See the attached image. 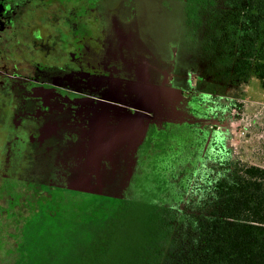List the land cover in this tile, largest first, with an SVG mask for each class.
Returning a JSON list of instances; mask_svg holds the SVG:
<instances>
[{
  "label": "trees",
  "instance_id": "16d2710c",
  "mask_svg": "<svg viewBox=\"0 0 264 264\" xmlns=\"http://www.w3.org/2000/svg\"><path fill=\"white\" fill-rule=\"evenodd\" d=\"M156 7L174 10L177 19L161 29L146 26L176 50L182 67L195 70L190 60L203 58L207 73L224 84L253 74L264 89V0H157ZM186 136L182 147L141 166L118 196H87L88 205L113 203L105 205V231L125 214L116 218L125 253L118 264H264V168L222 170L219 148L202 147L200 158ZM194 156L199 162L189 167ZM132 204L140 213L128 220Z\"/></svg>",
  "mask_w": 264,
  "mask_h": 264
},
{
  "label": "flooded vegetation",
  "instance_id": "af4514ba",
  "mask_svg": "<svg viewBox=\"0 0 264 264\" xmlns=\"http://www.w3.org/2000/svg\"><path fill=\"white\" fill-rule=\"evenodd\" d=\"M33 3V0H0V200L4 206L19 213L24 214L28 207L32 209L31 213L45 214L55 206L50 205V202L54 204V199L57 206L65 202L61 192L81 196L92 194L54 185L57 172L54 160L63 138L60 129L46 127L50 105L42 95L57 92L90 96V91H96L89 87L90 70L96 69L92 71L96 74L100 72L99 68L108 69L110 64L99 63L108 42L104 40L101 19L96 10L89 7V0L82 2L79 16L67 22L60 33L47 32L40 24L33 25L36 21L30 9ZM125 5L122 0L121 17H137L139 26L151 32L146 22L141 24L136 11L128 8V13L124 14ZM101 9L106 11L102 6ZM85 15L91 16L88 24L84 23ZM153 35L163 58L174 59L168 83L182 94L174 111L168 112L167 116L154 117V122L150 123L137 150L134 172L137 165H146L143 160L152 153L163 156L186 144L187 140L181 138L185 126H195L198 132L199 129L204 132L206 124L203 119L187 116L186 110L192 107L185 92L188 87L186 68L177 60L176 50L165 47ZM54 72L73 78L63 82L54 77ZM91 97L99 99L95 95ZM76 137L70 132L72 140ZM18 181L26 184V192L19 189ZM69 204L70 201L65 202V206ZM64 212L63 208L53 214L58 219L68 220L62 215ZM17 252L22 251L17 249L12 254Z\"/></svg>",
  "mask_w": 264,
  "mask_h": 264
},
{
  "label": "rangeland",
  "instance_id": "374dc122",
  "mask_svg": "<svg viewBox=\"0 0 264 264\" xmlns=\"http://www.w3.org/2000/svg\"><path fill=\"white\" fill-rule=\"evenodd\" d=\"M33 1L30 8L36 20L33 25L40 24L47 32L60 33L67 22L79 16L82 2L87 0ZM116 1L120 0H101V6L107 9ZM125 2L124 14L131 8L138 13L141 24L146 22L151 28H165L169 21L177 19L174 10H157V0ZM89 17L91 16L83 17L85 24L89 23ZM190 61V64L196 65L193 67L195 70H185L188 80L186 98L192 107L186 110L189 113L187 116L191 119H203L206 124L204 132L201 129L198 132L195 126H185L187 132H183L185 136L187 134L188 141L200 152V158L203 154L202 147L210 144L219 148V154L224 157L221 160L222 170L230 173L241 172L246 165L264 168V89L258 79L250 74L245 83L224 84L220 76L207 73L208 66L203 58L197 57ZM207 81H212V85H208ZM157 136L161 138L159 134ZM156 156L157 154L152 153V158L147 156L143 163L154 164ZM190 159L192 160L186 161L189 167L199 162L195 156ZM140 168L142 167L137 165L129 186L140 175ZM190 180L191 177L189 182H192ZM18 182L19 189L26 192V184ZM60 194L65 202L70 201L71 204L65 206L64 202L57 206V200L54 199V204L50 202V205L55 206L45 214L31 213L32 209L28 207L24 214L19 213L4 206L0 200V264H16L18 260L20 264H118L125 253L122 241L117 236L120 235V228L117 226H123L116 224V218L121 219L125 214L113 219L112 231H105L102 221L110 212L105 205L113 203L100 199V204L88 205L87 202L92 200L88 195L81 196L66 191ZM63 208L66 212L62 215L68 221L64 217L58 219L53 214ZM138 213L140 208L136 205L128 206V220L139 216ZM76 215L77 219L74 218ZM71 218H74L73 222H69ZM129 223L131 222L128 221ZM17 249L22 252L13 255Z\"/></svg>",
  "mask_w": 264,
  "mask_h": 264
},
{
  "label": "water",
  "instance_id": "95a60500",
  "mask_svg": "<svg viewBox=\"0 0 264 264\" xmlns=\"http://www.w3.org/2000/svg\"><path fill=\"white\" fill-rule=\"evenodd\" d=\"M121 6L122 0L116 1L104 11L101 0H89L108 42L99 63L110 64L96 74L92 72L96 69L90 70L89 87L96 91H90V96L42 95L50 105L47 129L62 131L60 152L54 160L57 187L118 196L132 178L137 150L150 123L174 111L181 98L168 83L174 59L163 58L155 36L139 26L137 17L122 18ZM53 75L63 82L73 78L59 72ZM70 132L76 134L75 140Z\"/></svg>",
  "mask_w": 264,
  "mask_h": 264
}]
</instances>
